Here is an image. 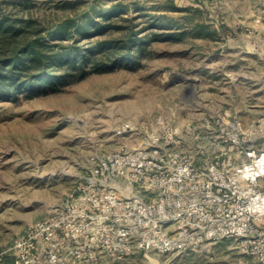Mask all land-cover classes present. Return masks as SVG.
Returning a JSON list of instances; mask_svg holds the SVG:
<instances>
[{
  "label": "rangeland",
  "instance_id": "1",
  "mask_svg": "<svg viewBox=\"0 0 264 264\" xmlns=\"http://www.w3.org/2000/svg\"><path fill=\"white\" fill-rule=\"evenodd\" d=\"M22 1L0 0V9L51 24L94 14L106 27L89 37L75 34L85 44L120 35L133 23L152 38V50L138 62L115 60L100 70L86 66V74L73 71L64 83L0 96V264H12L7 250L18 234L87 180L94 154L134 146L155 129L161 135L169 129L180 141L167 146L198 156L199 147L210 149L219 112L243 124L264 112V53L241 51L227 38L235 30L249 32L245 26L219 24L225 17H250L247 10L225 12L224 0H80L76 6L65 4L75 0ZM118 1L130 5L124 13L130 20L96 14ZM260 6L258 21L264 23ZM198 20L217 27V37L165 34ZM260 34L264 38V30ZM127 121L132 128L118 132ZM240 254L232 239L221 238L181 253L139 251L97 264H236Z\"/></svg>",
  "mask_w": 264,
  "mask_h": 264
},
{
  "label": "built area",
  "instance_id": "2",
  "mask_svg": "<svg viewBox=\"0 0 264 264\" xmlns=\"http://www.w3.org/2000/svg\"><path fill=\"white\" fill-rule=\"evenodd\" d=\"M215 119L198 156L167 146L180 141L169 129L94 154L87 180L13 239L12 264H97L221 238L241 253L236 264H264V115Z\"/></svg>",
  "mask_w": 264,
  "mask_h": 264
},
{
  "label": "trees",
  "instance_id": "3",
  "mask_svg": "<svg viewBox=\"0 0 264 264\" xmlns=\"http://www.w3.org/2000/svg\"><path fill=\"white\" fill-rule=\"evenodd\" d=\"M28 1L22 2L26 5ZM79 2L67 1L65 4L76 6ZM130 8L118 1L100 7L96 14L106 19L118 14L123 20H130L131 16L124 15ZM154 22H160V17ZM105 27V23L89 13L81 17L67 16L51 24L31 13L25 15L0 9V96L16 94L20 90L32 93L35 88L64 83L74 72L86 74V66L100 70L115 60L138 62L144 52L152 50L149 47L152 38L141 34L143 28H136L133 23L125 25V31L120 35L100 38L97 42L88 39L85 44L75 37L77 33L89 37ZM188 33L215 38L218 28L198 20L175 33L165 34L182 37ZM70 38L72 40L67 41ZM8 258L12 260V256Z\"/></svg>",
  "mask_w": 264,
  "mask_h": 264
},
{
  "label": "crops",
  "instance_id": "4",
  "mask_svg": "<svg viewBox=\"0 0 264 264\" xmlns=\"http://www.w3.org/2000/svg\"><path fill=\"white\" fill-rule=\"evenodd\" d=\"M233 0H224V6L223 11H234L233 13L237 15V12L235 10L242 11L247 10L248 15L250 17L248 18H234L232 20L227 19L226 17L220 21V25L222 27L226 26H238V27H246L249 29V32L244 31L243 33L235 30L234 36H229L228 39H232V42L237 45V48L241 51H248L250 53H257V52H263L264 53V38L260 34L262 30H264V23H261L260 20L258 21V15L257 12L259 9H261L264 2H261V0H235L234 4H231ZM242 3H245V5L242 7ZM241 5V6H240ZM241 13V12H239ZM234 24V25H233ZM243 25V26H242ZM250 27V28H248ZM223 36V35H222ZM226 37V35H224ZM224 50V49H223ZM260 115H264L263 113L258 114L257 116H254L251 120L258 118Z\"/></svg>",
  "mask_w": 264,
  "mask_h": 264
}]
</instances>
